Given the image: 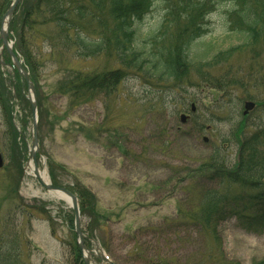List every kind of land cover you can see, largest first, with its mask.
Here are the masks:
<instances>
[{
  "label": "rangeland",
  "instance_id": "374dc122",
  "mask_svg": "<svg viewBox=\"0 0 264 264\" xmlns=\"http://www.w3.org/2000/svg\"><path fill=\"white\" fill-rule=\"evenodd\" d=\"M32 1L18 4L11 27H21L22 10ZM179 1L153 0L152 11L137 23L140 41L162 30L167 8ZM183 1L208 10V32L193 42L194 56L203 54L199 59L209 61L246 42L242 33L231 28L235 3ZM13 2L0 0V7L5 5L0 29L6 5ZM102 16L113 25L108 13ZM184 21L185 17L176 16L166 39L180 35L179 30L187 33ZM34 38L27 36L26 48L34 65H27L28 71L36 72L34 97L42 154L37 156L38 166L40 170L45 166L52 182L51 172L55 173L59 186L74 194L83 186L94 196L92 213L82 217L85 249L94 254L99 245L114 264L264 261V223L254 216L257 210L264 211L263 192L222 183L217 175L204 172L217 149L227 167L236 169L240 144L264 127V108H260L246 119L249 127L241 131L244 103L254 101L264 107V83L254 81L258 73L264 77V49L244 47L201 76L190 74L184 89L129 72L114 88L72 98L62 87L77 72L98 76L120 66L104 55L82 59L73 52H53L48 43ZM13 75L8 66L0 64V154L5 164L0 170V216H18L20 227L10 222V228L20 235L22 261L85 264L69 203L22 175L28 167L33 124L28 86L25 81H13ZM192 104L195 115H191ZM181 114L192 119L182 124ZM209 191L238 206L226 210L211 229L193 220L200 217V204ZM21 205L38 208V212L23 221L20 215L26 209ZM92 260L99 263L95 255Z\"/></svg>",
  "mask_w": 264,
  "mask_h": 264
},
{
  "label": "trees",
  "instance_id": "16d2710c",
  "mask_svg": "<svg viewBox=\"0 0 264 264\" xmlns=\"http://www.w3.org/2000/svg\"><path fill=\"white\" fill-rule=\"evenodd\" d=\"M229 1L235 3V10L230 14L232 31L242 33L246 42L242 46L218 53L209 61L202 60L203 54L194 56L191 50L193 42L208 32V10L205 6L192 3L184 5L183 0L167 8L162 30L147 41H140L137 23L152 11L153 0H33L23 8L22 24L15 32L18 34V48L24 54L27 65H31L32 68L33 60L26 47L27 36L34 38L35 35L34 39L48 43L53 52H73L82 59L104 55L120 66L119 70L98 76L77 72L76 78L62 87V91L65 90L72 98L86 92L90 94L99 89L114 88L129 72L143 73L148 80L157 84L172 83L184 89L189 86V82L186 81L190 74L201 76L205 70H212L223 61L231 59L234 53L244 47L264 49V0ZM4 6L3 3L0 7V15ZM104 13H108L113 22L112 26L103 18ZM176 16L185 17L187 27L184 26L187 33L181 34L182 30H179L177 34L180 35L168 40L166 36ZM32 68L31 72L35 77L36 72ZM262 76L260 73L256 74L254 81L263 84ZM229 85L236 86L237 83ZM242 87L245 88L246 85ZM247 127L249 126L246 119L242 118L241 131ZM224 159L221 150L217 149L206 162L204 172L217 175L222 183L250 187L253 190L260 189L264 201V127H259L240 144L236 169H229ZM51 176L54 184L58 185L56 174L51 172ZM16 186H19L18 183ZM80 190L76 194L81 211L83 214L90 213V204L94 196L83 186ZM14 202L20 205V201ZM200 205L201 215L193 220L210 229L211 224L219 221L231 206L238 207L235 202H230L229 198L210 191L205 194ZM24 208L26 210L20 215L23 221L31 220L36 215L34 212H38L36 210L38 208L30 206ZM257 211L254 215L256 220L264 223V211L263 213ZM90 215L92 217V214ZM10 222L16 228L20 227L16 224L18 216L11 213L0 216V264H30L28 260L26 262L20 258L18 250L20 235L13 233ZM258 264H264V261Z\"/></svg>",
  "mask_w": 264,
  "mask_h": 264
},
{
  "label": "water",
  "instance_id": "95a60500",
  "mask_svg": "<svg viewBox=\"0 0 264 264\" xmlns=\"http://www.w3.org/2000/svg\"><path fill=\"white\" fill-rule=\"evenodd\" d=\"M21 1L22 0H15L14 4L11 6V8L6 13V15L4 17V22L6 20H8L9 22L12 20V16H13L14 10L16 9V7L18 6V4ZM1 35H2V39L6 40L7 34H6V32L4 30H2ZM12 57H14V56L12 55ZM14 62H15V65L18 67V69L20 71H22V67L17 62L15 57H14ZM24 77L26 78V80L28 82L29 89L31 90V92L35 96V91H34L33 85L30 83V79H29L28 75L24 74ZM31 97H32V95L29 94V101H30V105H31V109H32V117H33V144H32L33 151L30 153V159H32V161L35 164L36 180L50 194L66 196L67 198H69L71 200V205H72V208L74 210L75 219H76V233H77L78 237L80 238V240L83 241V235H82V231H81V219H80V212H79V206H78L77 198L70 191H68L67 189L62 188V187H58V186H54L50 182L46 183L44 180H42V178L40 177V173H39L38 167L36 166L37 162H36L35 149L37 150V152H39V147H38V122H37V115H36V111H37L36 109L37 108H36V102ZM254 109H255V104L254 103H252V102L246 103L245 104L244 115L247 116ZM192 112L193 113L196 112L195 105H192ZM180 119H181V123L182 124H186L188 122V120H189V117L186 116V115H182ZM205 142H208V139H205ZM3 167H4V161H3L2 156L0 155V169H2ZM83 248H84L83 245H81L80 249L83 250ZM86 264H88V261H86Z\"/></svg>",
  "mask_w": 264,
  "mask_h": 264
},
{
  "label": "bare ground",
  "instance_id": "6f19581e",
  "mask_svg": "<svg viewBox=\"0 0 264 264\" xmlns=\"http://www.w3.org/2000/svg\"><path fill=\"white\" fill-rule=\"evenodd\" d=\"M34 171H35V166H34V164L31 162V163L28 164V167H27V176H28L29 178H31V177L34 175ZM40 175H41L42 180H44L45 182H47V180H48V174H47L46 170H42V171L40 172ZM56 198L61 199L62 197L57 196ZM63 199H64L66 202L69 201L66 197H65V198L63 197Z\"/></svg>",
  "mask_w": 264,
  "mask_h": 264
}]
</instances>
